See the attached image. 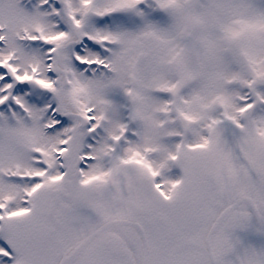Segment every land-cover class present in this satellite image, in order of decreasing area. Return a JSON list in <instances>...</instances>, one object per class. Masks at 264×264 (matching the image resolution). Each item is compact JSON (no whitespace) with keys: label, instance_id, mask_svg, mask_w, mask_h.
Masks as SVG:
<instances>
[{"label":"snow or ice","instance_id":"snow-or-ice-1","mask_svg":"<svg viewBox=\"0 0 264 264\" xmlns=\"http://www.w3.org/2000/svg\"><path fill=\"white\" fill-rule=\"evenodd\" d=\"M0 264H264V0H0Z\"/></svg>","mask_w":264,"mask_h":264}]
</instances>
